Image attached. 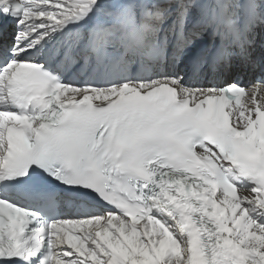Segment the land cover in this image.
<instances>
[{
	"label": "snow or ice",
	"instance_id": "obj_1",
	"mask_svg": "<svg viewBox=\"0 0 264 264\" xmlns=\"http://www.w3.org/2000/svg\"><path fill=\"white\" fill-rule=\"evenodd\" d=\"M0 264H264V0H0Z\"/></svg>",
	"mask_w": 264,
	"mask_h": 264
}]
</instances>
